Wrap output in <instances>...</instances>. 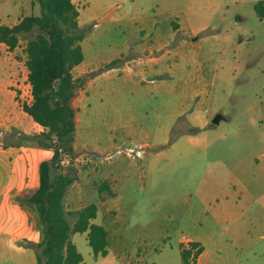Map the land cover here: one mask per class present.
<instances>
[{"label": "rangeland", "instance_id": "1", "mask_svg": "<svg viewBox=\"0 0 264 264\" xmlns=\"http://www.w3.org/2000/svg\"><path fill=\"white\" fill-rule=\"evenodd\" d=\"M227 1L229 8L208 18L207 30L185 37L183 52L189 64L178 76L164 77L161 90L169 93H159L161 78L156 77L157 83L150 77L122 84L110 73L89 85L94 95L80 106L75 140L80 149L77 156L83 159L81 170L92 171L93 188L84 204L97 205L96 223L107 229L109 246L105 256L95 257L86 235L73 234L83 255L80 264H183L179 241L185 238L203 243L201 264L227 263L229 251H234L235 232L249 235L252 252L257 253L251 264H264V228L258 224L259 216L253 226L235 227L230 219L234 201L204 199L202 194L211 187L204 177L216 172L225 191L231 171L250 167L252 147L259 155L264 151V19L257 17L253 0ZM74 2L86 30L85 62L92 67L101 65L118 46L135 42L132 27L117 29L113 23L126 4ZM24 9L29 15L39 14V6L24 5ZM34 34L21 35L18 46L7 54L17 63L18 77L27 72L25 47ZM183 91L196 94L186 99ZM197 104L201 109L190 120ZM177 108L186 113L169 117ZM1 130L3 148L37 147L38 131ZM63 170L77 173L71 159ZM107 181L110 190L99 194Z\"/></svg>", "mask_w": 264, "mask_h": 264}, {"label": "crops", "instance_id": "2", "mask_svg": "<svg viewBox=\"0 0 264 264\" xmlns=\"http://www.w3.org/2000/svg\"><path fill=\"white\" fill-rule=\"evenodd\" d=\"M74 1L73 3H75ZM86 1L90 6L102 3L126 4V10L114 18L113 23L117 29H121L122 26L132 27L137 37L132 45L118 46L101 65L94 67L85 62L86 55L82 46L84 61L72 69L74 79H84L78 84L75 97L71 102L76 112V127L78 119H80L78 112L81 104L89 98L90 94L94 95V92L89 90V85L93 84L101 75L109 77L110 73H115L118 81L122 84L136 79L144 81L150 77L152 78L150 81L157 83L153 78H161L158 84L159 93H169L167 89L161 90L165 88L166 84L164 77L178 76L189 64L188 55L183 52L187 46L185 37L207 30L210 27L208 18L230 6L227 0L223 2L219 0ZM257 1H252L253 6ZM30 4H32L31 0H0V26L16 25L23 17L29 15L26 13L27 9H24V5L27 8ZM35 7L37 8V5ZM13 19L17 21L12 23ZM90 19V21L94 20L93 17ZM0 50L2 51L0 53V129L15 128L24 133L33 129L39 134L44 129L23 110V104H31L33 100L28 71L25 76L18 77L15 70L17 63L7 56L13 51H9L10 49L4 43H0ZM114 61L117 62L114 67L101 70ZM181 93L186 99L189 95L196 94L184 91ZM200 109V105L197 104L189 116L190 120L193 115L199 113ZM184 113L186 112L183 108H177L168 116L179 118ZM189 118H187L188 122ZM249 144L253 145L252 142ZM74 150L75 156L72 162L77 169V179L65 194L66 212L86 207L85 196L90 191L89 189L93 188L92 185L90 187L92 171H83L80 168L79 163L83 162V159L77 156L80 149L77 147L76 140L74 141ZM255 150L253 146L249 155L250 167L244 172L233 170L229 173L228 187L225 191L220 187L219 176L216 172L204 177V180L206 179L211 184L210 188L202 192L204 199L222 197L229 204L234 201V211L230 215V219L235 227L247 223L253 226L256 216H259L258 224L264 228L262 219L264 217V161L261 160L264 157V151L262 150L259 155L257 154L259 152ZM52 155V150L39 147L30 148L25 144L9 145L0 149V264H36L34 250L23 244L27 241L38 243L43 236L37 226L35 212L31 207L23 205L19 198L30 196L38 188L39 164L43 160L50 159ZM108 183L110 182L107 181ZM107 189L110 190L109 184ZM111 189V193L116 195V198L117 192L114 184L111 185ZM99 194L101 193L99 192ZM105 202L106 200L102 201V203ZM104 211L109 214L112 210H103L102 213ZM98 216L97 207V217L93 220L94 223ZM213 218L217 219L218 214H215ZM102 219L106 220L104 216ZM84 234L87 237V233ZM248 237L249 235L243 232L239 234L235 232L231 240L234 251H229V261L226 263V261L218 260L212 264H251L250 260L255 252H252L254 246ZM70 238L76 245L73 241V234ZM192 242L200 244L203 248L196 260V264H201L205 247L200 240L191 238L180 240V251L182 246L187 247Z\"/></svg>", "mask_w": 264, "mask_h": 264}, {"label": "trees", "instance_id": "3", "mask_svg": "<svg viewBox=\"0 0 264 264\" xmlns=\"http://www.w3.org/2000/svg\"><path fill=\"white\" fill-rule=\"evenodd\" d=\"M31 3L39 6V14L25 16L13 26H0V43L6 44L10 51L18 46L21 35L35 33L25 47L33 100L24 104L23 110L44 129L35 136L37 147L53 151L50 159L39 164L38 188L30 196L19 198L35 212L43 236L38 243L27 241L23 245L34 250L36 264H80L83 255L71 241L72 234L87 233L95 257L105 256L109 246L107 230L93 222L97 217L95 204L66 212L64 197L77 174L63 170L59 164L63 156L71 160L75 156L76 112L71 102L84 79H74L72 69L84 61L82 42L86 30L79 24L80 13L73 0H31ZM254 11L259 19H264V0L255 3ZM107 188L105 183L99 192ZM202 251L198 243L182 246V263L196 264Z\"/></svg>", "mask_w": 264, "mask_h": 264}, {"label": "built area", "instance_id": "4", "mask_svg": "<svg viewBox=\"0 0 264 264\" xmlns=\"http://www.w3.org/2000/svg\"><path fill=\"white\" fill-rule=\"evenodd\" d=\"M26 104V103H24ZM23 104V105H24ZM4 131L0 129V149H3V140H4ZM70 163V158L67 156H63L59 162L60 166L64 169L65 167H67Z\"/></svg>", "mask_w": 264, "mask_h": 264}]
</instances>
